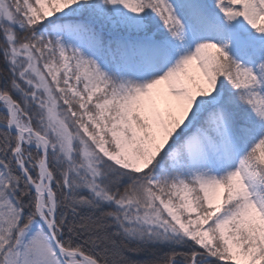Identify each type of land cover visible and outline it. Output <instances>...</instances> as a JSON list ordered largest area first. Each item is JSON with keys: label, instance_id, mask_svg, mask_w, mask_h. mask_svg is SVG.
<instances>
[{"label": "snow or ice", "instance_id": "6c2138e0", "mask_svg": "<svg viewBox=\"0 0 264 264\" xmlns=\"http://www.w3.org/2000/svg\"><path fill=\"white\" fill-rule=\"evenodd\" d=\"M0 264H264V0H0Z\"/></svg>", "mask_w": 264, "mask_h": 264}]
</instances>
